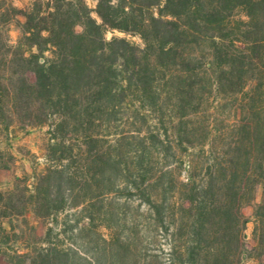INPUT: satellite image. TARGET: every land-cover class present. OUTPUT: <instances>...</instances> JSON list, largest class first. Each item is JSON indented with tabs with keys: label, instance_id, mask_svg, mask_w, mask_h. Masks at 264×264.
Masks as SVG:
<instances>
[{
	"label": "trees",
	"instance_id": "trees-1",
	"mask_svg": "<svg viewBox=\"0 0 264 264\" xmlns=\"http://www.w3.org/2000/svg\"><path fill=\"white\" fill-rule=\"evenodd\" d=\"M96 1L98 19L86 0H33L25 9L0 0V169L15 162L1 146L17 125L51 127L50 165L33 190L18 183L0 193V217L48 219L80 208L89 219L80 249L24 252L0 242V260L264 264V0ZM108 31L138 36L143 46L108 41ZM148 114L172 135L165 152L155 148L160 167L151 171L148 137L115 133L124 121L147 123ZM174 149L181 182L169 169L179 163ZM122 183L148 187L155 245L148 257L140 237L121 238L138 233L119 205L104 203ZM247 206L255 208L251 249ZM98 221L114 233L110 240L97 232ZM6 237L0 222V240Z\"/></svg>",
	"mask_w": 264,
	"mask_h": 264
},
{
	"label": "rangeland",
	"instance_id": "rangeland-1",
	"mask_svg": "<svg viewBox=\"0 0 264 264\" xmlns=\"http://www.w3.org/2000/svg\"><path fill=\"white\" fill-rule=\"evenodd\" d=\"M13 2V0H8ZM33 0H14V4L19 9L27 8ZM88 6L93 10L92 16L98 19L95 12L97 8L96 0H86ZM24 20L23 18H20ZM11 39L15 44L19 37L20 32L16 26L10 27ZM77 32L81 33L83 27L78 26ZM114 37L127 38L131 42L138 46H143V41L138 36L126 35L119 31H108L106 33V39L109 41ZM148 122H136L135 124L120 123L118 126V132L125 134L128 137H132L140 131L142 137H148L149 152L148 161L151 163L148 165V169L151 171L154 167H160L157 162L158 156L154 155L155 148L163 149L165 152L168 146L167 137H172L171 133L168 134L163 131V126L158 119L152 114H148ZM167 128L171 125L167 123ZM50 125L26 128L25 126L17 125L11 132L10 136L4 139L2 148L12 153L15 156V162L9 169H0V193L14 190L19 183L21 187L27 186L30 190L34 189V185L37 182V178L41 175L46 168L50 165L48 160V148L51 143ZM155 136L156 138H152ZM164 142V145L161 143ZM166 142V143H165ZM165 146V147H164ZM133 151V150H132ZM163 152V153H164ZM131 157H135V152H131ZM176 158L174 160L179 162L177 155L178 151L174 149ZM127 163V158L125 159ZM128 164V163H127ZM157 164V165H156ZM160 169V168H159ZM170 170L174 171V177L177 181H183L184 178L180 177L183 167L179 163L173 164ZM125 175V174H124ZM122 182L127 181V175L122 177ZM141 183V182H139ZM263 189L260 188L257 192V202H261ZM104 203L108 205L109 202H114L119 205L122 216L128 219L129 223L132 222L136 229L133 233H138V236L130 235L126 233L121 238H127L126 235L134 238H139L141 248L144 257L154 251L155 245L149 239L148 234V187L144 184L136 187L132 185L129 187L128 183H122L120 189L113 195L104 198ZM101 205V204H100ZM244 214L249 220L247 230L245 232V238L248 244V248L254 245L253 232L255 228V208L253 206H247L244 208ZM88 214L77 208H68L65 211L57 214L56 216L48 219H39L34 214L30 213L23 217H10L1 218L0 222L6 231V238H2L0 242L4 245L3 249H19L27 252L32 249H36L40 246L48 247L49 245H61L68 249H80L82 237L84 236V230L88 228L89 219ZM97 232L104 236L105 239L110 240L114 233L103 227L101 223L96 222ZM132 232V230L130 231ZM118 235V233H116ZM119 236V235H118ZM1 244V245H2ZM158 251L165 259L168 256L169 241L168 237L161 233L159 235ZM6 259V258H5ZM8 260H0V264H9ZM244 264H256L254 261L246 259Z\"/></svg>",
	"mask_w": 264,
	"mask_h": 264
}]
</instances>
